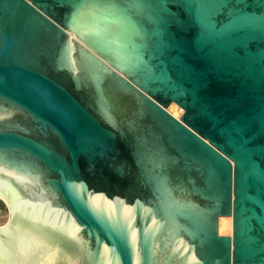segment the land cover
I'll return each instance as SVG.
<instances>
[{
  "label": "water",
  "instance_id": "95a60500",
  "mask_svg": "<svg viewBox=\"0 0 264 264\" xmlns=\"http://www.w3.org/2000/svg\"><path fill=\"white\" fill-rule=\"evenodd\" d=\"M0 264H264V0H0Z\"/></svg>",
  "mask_w": 264,
  "mask_h": 264
},
{
  "label": "bare ground",
  "instance_id": "6f19581e",
  "mask_svg": "<svg viewBox=\"0 0 264 264\" xmlns=\"http://www.w3.org/2000/svg\"><path fill=\"white\" fill-rule=\"evenodd\" d=\"M167 109L176 117H180L184 112L183 108L176 102H172ZM233 217L232 215L221 216L219 219V231L220 233L232 234Z\"/></svg>",
  "mask_w": 264,
  "mask_h": 264
},
{
  "label": "rangeland",
  "instance_id": "374dc122",
  "mask_svg": "<svg viewBox=\"0 0 264 264\" xmlns=\"http://www.w3.org/2000/svg\"><path fill=\"white\" fill-rule=\"evenodd\" d=\"M184 110V109H183ZM222 235H232V234H228V233H220Z\"/></svg>",
  "mask_w": 264,
  "mask_h": 264
}]
</instances>
